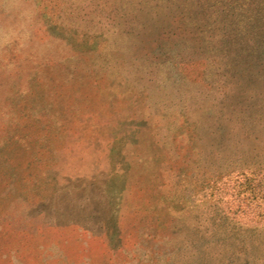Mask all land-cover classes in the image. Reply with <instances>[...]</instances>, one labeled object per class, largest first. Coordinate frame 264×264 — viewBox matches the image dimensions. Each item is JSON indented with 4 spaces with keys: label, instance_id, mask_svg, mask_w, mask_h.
Instances as JSON below:
<instances>
[{
    "label": "rangeland",
    "instance_id": "obj_1",
    "mask_svg": "<svg viewBox=\"0 0 264 264\" xmlns=\"http://www.w3.org/2000/svg\"><path fill=\"white\" fill-rule=\"evenodd\" d=\"M0 264H264V0H0Z\"/></svg>",
    "mask_w": 264,
    "mask_h": 264
}]
</instances>
